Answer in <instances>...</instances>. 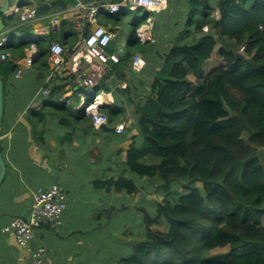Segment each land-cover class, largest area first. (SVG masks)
Wrapping results in <instances>:
<instances>
[{"label": "trees", "instance_id": "trees-1", "mask_svg": "<svg viewBox=\"0 0 264 264\" xmlns=\"http://www.w3.org/2000/svg\"><path fill=\"white\" fill-rule=\"evenodd\" d=\"M210 1L188 0L179 35L183 41L167 38L168 50L154 57L152 72L147 71L153 74L150 91L137 98L134 109L143 139L131 145L122 162L131 176L96 180V187L130 196L146 192L147 179L158 177L163 183L154 189L162 200L153 203V216L145 206L137 207L144 237L127 245L131 253L114 264H264V0H217L214 6ZM211 7L218 18L211 17ZM133 10L131 39L104 78H124L135 56L146 52L148 42L142 43L136 30L157 11ZM128 11L104 12V24L123 31ZM193 28L207 33L196 36ZM212 29L221 43L217 51ZM14 69L0 62L4 85ZM99 83L103 86V79ZM68 84L52 88L46 109L30 117L33 134L43 136L51 119L58 128L87 122L92 127L91 116L74 108L80 94L71 104L59 102ZM119 110L100 108L109 122ZM48 115L47 125L37 129L36 120L46 124ZM162 223L165 231L150 228ZM223 248H228L225 258L205 254Z\"/></svg>", "mask_w": 264, "mask_h": 264}, {"label": "crops", "instance_id": "crops-1", "mask_svg": "<svg viewBox=\"0 0 264 264\" xmlns=\"http://www.w3.org/2000/svg\"><path fill=\"white\" fill-rule=\"evenodd\" d=\"M82 1L101 2L98 22H103L101 24L112 29L110 23L104 24V12L109 11L103 6V3L111 0ZM170 2L172 1L168 0L167 6L162 8L161 12L157 11L147 18L148 21L154 18V23L150 20L148 24V27L154 25L149 32L151 40L146 41V52L135 56L131 63L132 71L126 69V75L122 79L103 77V86L101 81L97 87L96 94L104 101L101 104L98 99L99 110L103 106L120 109L118 114L114 115L113 121L109 122L108 118V124L104 125V128L95 127L93 124L91 127L89 122L58 128L57 120L51 119L41 137L33 134L34 122L30 117L34 118L41 108L46 109L52 88L58 84L70 83L59 99V102L66 104H71L75 94H80V99L83 97L88 102L95 99L94 93L73 90L74 84L70 77L72 75L67 70L50 74L51 42H60L66 53L70 50V53L75 52L76 43L82 40V33L76 28L81 19L78 16L76 18L73 4L62 5L65 7L62 10L56 0H9L8 9L0 13V62L15 65L6 84L2 82L5 93L0 125V149L5 162V173L0 180V264H29V253L16 243L12 230L7 228L13 218L28 216L33 193L39 187L58 183L64 188L67 197V207L63 212L61 224L35 228L34 237L30 241L32 247L45 248L47 264H87L86 260L98 242L94 235L97 221L100 220V216H94L98 207L102 210L109 209L115 216L120 211H137L139 205L146 207L156 202L153 196L150 198L153 200H149V193H156L155 186L151 190L147 186L146 192L141 189L134 194H138L134 200L133 195L130 196L123 190L111 188L108 191L103 187H96L95 183L96 180L121 174L131 176L122 162L125 161L131 145L134 142L140 143L143 139L134 117L137 98L150 91L149 83L153 74L147 71L152 72V64H155L152 58L157 56L154 53L168 46L167 37L162 36L163 31H169L171 36L177 38L183 29L181 21H184L189 10L188 0H176L172 5L173 10H178L180 14L171 15L168 11ZM4 4L5 0H0V7ZM34 6L37 8V15L31 21H21L15 13L17 7L23 9ZM54 18H58L56 25L53 24ZM166 23H170L172 27L163 29ZM113 28L116 40L113 50L122 51L127 43L125 31H122L120 26ZM87 32L86 28L83 35ZM141 42L145 43L143 40ZM46 48L49 54L41 56L40 51ZM29 57L32 58L31 65L25 63ZM112 62H108L106 73L112 70ZM136 62L143 63L138 70L133 68ZM17 70H20V73H16ZM140 85H144L146 90H140ZM46 88L50 89L49 94L44 93ZM49 106L53 107L52 104ZM49 119L48 115L46 124L42 119H37L36 128L40 130L46 126ZM121 122H124V128L117 132L116 124ZM76 146L78 148H74ZM143 159L151 163L157 161L150 157ZM60 161L63 163H59ZM28 167L31 168L30 171H27ZM118 200L120 201L117 202ZM114 202L117 203L114 205ZM140 218L141 215H138V219ZM125 227L126 225L121 229L122 232Z\"/></svg>", "mask_w": 264, "mask_h": 264}, {"label": "built area", "instance_id": "built-area-1", "mask_svg": "<svg viewBox=\"0 0 264 264\" xmlns=\"http://www.w3.org/2000/svg\"><path fill=\"white\" fill-rule=\"evenodd\" d=\"M167 2L168 0H149L148 4H142L140 0H111L108 3H103V6L111 13L138 7H143L148 11H160ZM161 5L163 7L159 8ZM59 7L62 10L65 8L62 5ZM100 8H102V4L99 1L84 2L77 0L73 4V9L76 10V18L78 16L81 19L76 28L78 32L82 33V40L76 43L75 52L72 53H66L60 42L52 41L49 55L52 62L51 75L61 70H67L72 75L69 76L75 86L85 88L94 94H96L108 62H117L118 55L123 51L121 49L110 51L108 48V43L114 39L115 32L98 22ZM15 13L21 21H31L37 15V8L36 6L23 9L17 7ZM57 23L58 18H54L53 24L56 25ZM86 28L88 32L83 35ZM25 63L31 65L32 58H27ZM16 73H20V70H17ZM44 93L49 94L50 89H44ZM97 97L100 95H95V99L92 101L93 105L82 97L75 108H84L85 112L91 116L92 124L95 127H101L108 124V117L106 113L99 110ZM85 102L87 104L84 105ZM99 102L104 103L100 99ZM124 125V122L116 124V131H122ZM66 207L67 197L64 188L58 183H52L48 186L39 187L33 193V202L28 216L15 217L11 220L7 230H12L16 243L29 253V264H47L45 248L41 246L32 247L30 241L34 237L35 228L61 224Z\"/></svg>", "mask_w": 264, "mask_h": 264}, {"label": "rangeland", "instance_id": "rangeland-1", "mask_svg": "<svg viewBox=\"0 0 264 264\" xmlns=\"http://www.w3.org/2000/svg\"><path fill=\"white\" fill-rule=\"evenodd\" d=\"M172 2H170V7L168 8V11L170 12L171 15H176L178 16L180 13H178V10H173V4L174 2H176V0H171ZM217 0H211L210 4L212 6L215 5ZM180 3L182 4V2L180 1ZM176 4V3H175ZM178 5V4H177ZM167 6V5H165ZM164 6V7H165ZM160 8V7H159ZM153 12V11H152ZM164 13V12H162ZM135 11L132 9V11H128L127 13H125L124 17H122V24L121 26L124 29V36L127 37V40H130V33H131V24L129 23V21L131 20V18L134 16ZM155 14V13H153ZM211 17L213 18H218V14H217V10L214 9V7H211V12H210ZM153 16V15H152ZM158 16H156L157 18ZM153 20H151V22L154 23V18H152ZM150 20L146 21L145 23L141 24L136 32L137 34H139L141 40L143 41H149L151 40L150 36V31H152V27H148V24L150 23ZM160 20V19H159ZM186 19H184V21H181V24H184ZM146 25V26H145ZM172 25L170 23H166L163 27V29H168L171 28ZM149 28V29H147ZM130 32V33H129ZM164 33L162 34V36H165L167 38L173 39V37L170 35L169 31H163ZM192 34L194 35H202L207 33V30H196V29H192L191 30ZM196 32V33H195ZM211 33L213 34L214 38L216 39V47L215 50L217 51V49H219V47H221V43L219 42V40L217 39V34L215 32V29L211 30ZM18 37V36H17ZM183 36H179V41H183L182 40ZM184 39V38H183ZM167 48V47H166ZM166 48L163 49H158V54L157 56H155V58H157L158 56L163 57L165 52H166ZM168 50V48H167ZM155 58H152V60H154ZM110 62V61H109ZM138 64V65H137ZM143 63L141 62H136L133 64V68H138L140 69L139 66H142ZM160 68V66L158 67ZM149 89H150V85H149ZM143 91H145L146 89L143 88ZM82 92H90L89 90L82 88ZM146 95V93L144 94ZM91 105H93V102L91 100L90 102ZM82 110H85L84 108ZM246 136V135H244ZM74 148H78V146L74 147ZM68 156L65 157V162L67 160ZM59 163H63V162H59ZM67 163V162H66ZM65 165V164H64ZM31 168L28 167L27 171H30ZM147 186L149 187V190L153 189V187H162V183L161 181L158 179V177H155L154 179H147ZM138 194L133 195V199L136 200L137 199ZM154 197V200L156 202L161 201L162 197L159 196V194L157 193H149V200H153L150 198ZM141 200V199H139ZM120 200H118L117 202H119ZM114 202V205L117 203ZM124 204V201L122 200V206ZM118 208L120 207V205L117 206ZM147 210H149V214L151 216H153L155 214V210H154V205L153 203H150L148 205H146ZM114 214L111 213V211L109 209H100L98 207V212H95L94 216H100V220L97 221V227L94 229V235L98 238V242L97 244L93 247L94 250L90 253V256L87 258V264H114L120 257H122L123 255H129L131 253V248H129L127 245H129L130 247L132 246V244L134 243V240L137 242V240H140L144 237V234L142 233L143 230V221L141 220L142 217L140 219H138V215H141V212L136 211V210H130L128 209L127 211H123L118 214L113 216ZM94 221H96V219H94ZM99 223V224H98ZM126 225V227L124 228V231L122 232V228ZM152 230H160V231H165L167 229V224L166 223H162L160 225H153L150 227ZM133 232H132V231ZM137 237V238H136ZM147 238H151L150 234L147 232ZM228 253V248H223V249H215V250H211L209 252H206V256L208 255H212V256H219V255H223V257L221 258H225L226 255ZM163 254L160 255V257ZM159 257V258H160ZM167 260H171L170 258H167ZM173 261H176L173 255Z\"/></svg>", "mask_w": 264, "mask_h": 264}, {"label": "water", "instance_id": "water-1", "mask_svg": "<svg viewBox=\"0 0 264 264\" xmlns=\"http://www.w3.org/2000/svg\"><path fill=\"white\" fill-rule=\"evenodd\" d=\"M65 2L75 4L77 0H65ZM8 6H9V0H5L4 6L0 7V13H3L4 11H6L8 9ZM1 20H2V17H0V21ZM115 43H116L115 39L110 40V42L108 43V48L113 49ZM3 93H4V87H3L2 80L0 79V125H1L2 115H3ZM4 173H5V162L2 158L1 149H0V180L3 178Z\"/></svg>", "mask_w": 264, "mask_h": 264}, {"label": "clouds", "instance_id": "clouds-1", "mask_svg": "<svg viewBox=\"0 0 264 264\" xmlns=\"http://www.w3.org/2000/svg\"><path fill=\"white\" fill-rule=\"evenodd\" d=\"M140 3H142V4H148L149 3V0H140Z\"/></svg>", "mask_w": 264, "mask_h": 264}, {"label": "bare ground", "instance_id": "bare-ground-1", "mask_svg": "<svg viewBox=\"0 0 264 264\" xmlns=\"http://www.w3.org/2000/svg\"><path fill=\"white\" fill-rule=\"evenodd\" d=\"M162 7H163V5H161V6H160V8H162ZM163 8H165V7H163ZM97 99H100V98H99V97H97ZM85 104H87V103L85 102V103H84V105H85Z\"/></svg>", "mask_w": 264, "mask_h": 264}]
</instances>
